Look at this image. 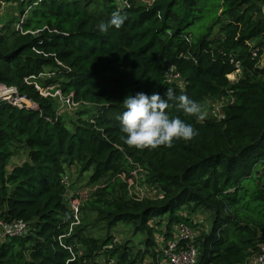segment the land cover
<instances>
[{"label":"trees","instance_id":"trees-1","mask_svg":"<svg viewBox=\"0 0 264 264\" xmlns=\"http://www.w3.org/2000/svg\"><path fill=\"white\" fill-rule=\"evenodd\" d=\"M6 2L16 3L23 20L19 28L0 26V87L16 89L0 96V220L28 229L0 238V264H94L105 256L159 264L155 234L169 239L180 223L197 229V210L211 220L193 242L195 264H252L264 241V0L129 7L119 0H0V8ZM116 10L126 13L124 25L101 33L98 23ZM235 61L240 76L230 81ZM170 67L179 81H167ZM49 71L40 82L77 103L71 128L56 111L58 98L25 82ZM168 88L197 106L223 97L222 116L200 118L170 102V117L197 135L171 147L128 145L123 100L137 92L163 97ZM15 97L30 104H14ZM21 151L26 158L10 164ZM72 165L89 172L96 188L71 226L64 174ZM133 171L156 184L158 196H130ZM120 222L143 233V250L115 244L110 232ZM96 226L101 236L91 233Z\"/></svg>","mask_w":264,"mask_h":264},{"label":"rangeland","instance_id":"rangeland-1","mask_svg":"<svg viewBox=\"0 0 264 264\" xmlns=\"http://www.w3.org/2000/svg\"><path fill=\"white\" fill-rule=\"evenodd\" d=\"M20 18V11L16 3H4L0 8V26H8V28H12L18 24V19ZM216 27L215 30H217ZM240 76V72H238ZM236 73L230 74L228 78L230 81H234L236 77ZM29 103V102H28ZM226 103V100L221 98L215 99H206L202 101L198 105V110L195 112L200 118L207 117H221L222 116V105ZM75 107L77 106H67L63 104L60 100L56 102V111L60 114L66 121V124L69 128L72 127L73 121L76 120L75 116ZM78 109V108H77ZM26 158V155L23 151L19 153V155L13 156L10 164L19 163ZM89 172L79 173L78 167L72 165L67 168V172L64 174V179L67 182V200L71 198H81L80 206L82 203L87 200L88 196L91 192L96 188L95 185L88 184L87 176ZM132 178L128 180L129 185V194L132 197H156L160 193V190L156 184L148 182V180L141 174L139 171H133ZM87 194V197L85 195ZM192 223L197 226L198 230L202 228L208 227L211 220V213L209 211L197 210L192 215ZM196 228V227H193ZM104 229H100L99 226L91 228V233L96 236H101L104 233ZM111 235L114 238V242L117 246H128L130 252L135 254L138 250L144 249V235L143 233H136L132 230V228L125 223H118L113 228H111ZM156 240L158 242L163 239L161 233L157 232L155 234ZM104 262L110 264H118V258L116 256L112 257H103ZM149 260V255L144 257V262ZM163 264H168L164 262ZM251 264V263H250ZM252 264H254L252 262Z\"/></svg>","mask_w":264,"mask_h":264},{"label":"clouds","instance_id":"clouds-1","mask_svg":"<svg viewBox=\"0 0 264 264\" xmlns=\"http://www.w3.org/2000/svg\"><path fill=\"white\" fill-rule=\"evenodd\" d=\"M127 19L126 13L116 10L105 22L98 23L101 33L110 28L120 29ZM175 102L186 114L197 112V104L187 95L176 96L173 89L168 88L163 97L159 93L146 94L137 92L123 100L125 110L120 114L119 121L125 142L136 148L171 147L174 140L189 141L197 135L191 124L179 117H170L166 111Z\"/></svg>","mask_w":264,"mask_h":264},{"label":"built area","instance_id":"built-area-1","mask_svg":"<svg viewBox=\"0 0 264 264\" xmlns=\"http://www.w3.org/2000/svg\"><path fill=\"white\" fill-rule=\"evenodd\" d=\"M120 5L122 7H129L132 5L134 1H139L145 4H151L154 0H119ZM262 12L264 14V5L262 6ZM23 18L20 20L21 23ZM19 23L16 25L19 28ZM264 49V48H263ZM233 62V61H232ZM262 62V61H261ZM235 71L236 73L235 80L238 78L240 72V64L239 61L234 62ZM232 73V74H233ZM53 75V72H41L36 76L31 75L30 78H26V83H32L34 87L38 90V92L42 96H53L57 97L63 104L67 106H75L77 103L73 102L69 95L65 96L60 93V91L56 90L54 93H50L49 90L54 88V85H44L41 80H45L50 78ZM165 77L167 81L172 82L174 80L179 81L180 75L174 67H170L166 73ZM39 79V80H38ZM16 92L14 88H4L0 87V96L10 97L12 94ZM26 100L24 97H15L14 104H25L29 105L30 102ZM87 197V194L85 195ZM81 198H71L69 200V206L73 212L74 221L73 224L79 222V206L81 202ZM27 225L23 221H12V222H5L0 220V238L6 236H21L27 232ZM200 233V230L194 229L186 224H178L172 230V236L169 239H161L159 243V255H158V263L163 264L167 262L168 264H195L197 261L198 251L195 245L193 244L195 238ZM254 264H264V241L259 245V252L255 257ZM94 264H110L104 262V260H96Z\"/></svg>","mask_w":264,"mask_h":264}]
</instances>
